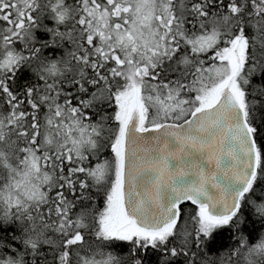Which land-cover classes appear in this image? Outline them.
<instances>
[{
  "label": "snow or ice",
  "instance_id": "snow-or-ice-1",
  "mask_svg": "<svg viewBox=\"0 0 264 264\" xmlns=\"http://www.w3.org/2000/svg\"><path fill=\"white\" fill-rule=\"evenodd\" d=\"M0 264H264V0H0Z\"/></svg>",
  "mask_w": 264,
  "mask_h": 264
},
{
  "label": "trees",
  "instance_id": "trees-1",
  "mask_svg": "<svg viewBox=\"0 0 264 264\" xmlns=\"http://www.w3.org/2000/svg\"><path fill=\"white\" fill-rule=\"evenodd\" d=\"M256 227H257V230L259 231V224H258V223L256 224ZM248 231H249V229L246 227V228H245V232H246V234H247ZM258 231H257L256 235H258ZM223 240H224L225 245H227V244L230 242V240H229V235H228L227 232H225V233L223 234Z\"/></svg>",
  "mask_w": 264,
  "mask_h": 264
}]
</instances>
